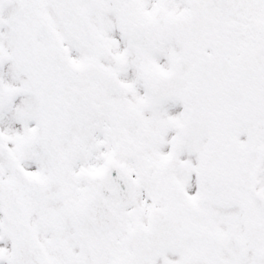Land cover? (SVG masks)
<instances>
[{
  "label": "snow or ice",
  "instance_id": "6c2138e0",
  "mask_svg": "<svg viewBox=\"0 0 264 264\" xmlns=\"http://www.w3.org/2000/svg\"><path fill=\"white\" fill-rule=\"evenodd\" d=\"M0 264H264V0H0Z\"/></svg>",
  "mask_w": 264,
  "mask_h": 264
}]
</instances>
